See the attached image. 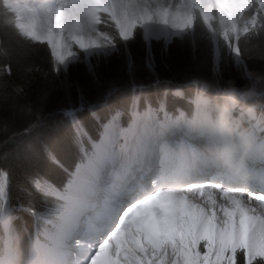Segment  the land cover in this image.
Masks as SVG:
<instances>
[{"label":"trees","instance_id":"trees-1","mask_svg":"<svg viewBox=\"0 0 264 264\" xmlns=\"http://www.w3.org/2000/svg\"><path fill=\"white\" fill-rule=\"evenodd\" d=\"M212 15L207 23L195 8L190 31L145 45L139 29L122 41L102 14L116 53L85 60L78 51V60L63 71L44 43L16 29L13 13L0 0V172L7 177L10 199L38 210L47 206L33 185L37 178L59 183L79 159L71 118L65 115L79 104L87 105L95 121L90 127L98 131L116 111L127 118L126 124L132 105L143 108L161 102L189 114L194 95L205 93L223 105L228 102L227 90L234 88L237 102H228L229 109L237 113L250 109L264 125V0H249L235 17L240 33L230 52L232 35L222 33L228 19L216 6ZM146 55L151 65L145 63ZM178 88L181 97L172 93ZM249 91L253 96L244 98L242 93ZM44 187L42 183L41 191ZM18 218L20 223L13 221L9 230L12 258L14 264H26L37 223L31 217ZM39 227L44 229L42 222ZM39 236L42 239L41 231ZM236 255V264H248L242 250Z\"/></svg>","mask_w":264,"mask_h":264},{"label":"snow or ice","instance_id":"snow-or-ice-1","mask_svg":"<svg viewBox=\"0 0 264 264\" xmlns=\"http://www.w3.org/2000/svg\"><path fill=\"white\" fill-rule=\"evenodd\" d=\"M65 115L71 118L80 157L59 183L36 179L33 189L40 199L48 201L47 206L38 210L34 205L13 202L7 184L0 194V204H3L0 230L9 231L13 221L19 224L18 217L35 219L34 250L42 249L52 256L53 264H59L55 257L65 245L74 222L91 209H99L97 217H101L102 195L116 189L122 172L129 168L135 170L138 160L145 164L156 160L163 175L166 165L195 166L207 159L198 135L203 130L200 122L204 119L198 107L186 115L182 108L177 111L167 103L155 107L149 104L143 113L134 110L126 126L119 123L117 113L98 131L90 127L95 121L89 117L87 105L79 104ZM253 142L257 161L264 168V129L258 135L253 132ZM201 212V206L194 204L187 194L153 191L121 212L105 238L92 250L90 264H167V250L176 255L173 264H179V252L172 241L181 235L186 218L195 220ZM41 222L47 226L43 229V238L48 243L43 246L39 236ZM206 238L209 240L207 251L201 254L196 249L195 252L196 258L204 261L210 259L214 248L211 237ZM241 250L247 254L248 264L257 258L264 259V243L253 245L244 237L223 244L215 259L219 264H236V254Z\"/></svg>","mask_w":264,"mask_h":264},{"label":"bare ground","instance_id":"bare-ground-1","mask_svg":"<svg viewBox=\"0 0 264 264\" xmlns=\"http://www.w3.org/2000/svg\"><path fill=\"white\" fill-rule=\"evenodd\" d=\"M7 2L9 6L19 12L21 18L18 24L22 33L38 40L47 41L54 49L56 61L63 65L69 60L71 61L73 45L77 46L87 57L107 52L108 47L104 38L95 28L90 27L93 23V16L98 11L111 17L124 39L128 38L131 29L136 24L141 25L146 36L170 37L177 35L188 22L190 23L191 18V5L187 0H7ZM197 2L207 17L212 0H197ZM217 2L228 16L233 18L245 7L247 0H217ZM204 107L208 106L204 105ZM207 162V160L201 162V168L192 171L198 175L177 186L168 187L157 180H154L155 184L151 186L142 185L141 191H139L142 194L137 198L132 197L124 203L119 213L113 210L118 207L122 199L118 196L109 213L108 221L116 223L124 209L143 200L146 196H150L153 191L178 192L187 194L190 200L194 204L200 205L202 209L197 219L186 218L180 231L192 234L199 250L204 241L209 243L206 237H211L214 246L210 257L212 261H216L215 256L219 248L230 241H239L244 237L253 245L257 242L264 243V188L261 183L256 181V190L250 192L243 188L244 184H254L247 174L239 181L227 180L224 176L213 178L214 172L203 173ZM139 163L144 167L149 165L141 160ZM140 169L141 167L136 171ZM128 171L129 169L122 172L118 187L123 186L121 185L123 183L137 180V177L132 173L127 177L132 176L134 179L124 180V175ZM131 171L133 170L131 169ZM108 201L109 199L102 195L100 206L104 212ZM225 208H229L231 211L226 212ZM98 211L99 209H91L87 213L97 216ZM76 224L77 221L74 222L71 231ZM88 224L86 226L91 231L90 238L92 239H80L82 241L81 255L75 259L67 260L64 250L61 248L55 257L59 264H90L89 258L92 255V250L101 243L106 234H104L105 229H91L90 227L95 224L91 226ZM174 238L176 242L172 243L175 244L176 251L179 252V263H181V259L184 261V256H181L182 245L177 236ZM7 239L9 241L8 235ZM34 248L35 246L33 247L34 264H53L52 256L46 255L42 249L34 250ZM167 255V264H173L176 255L171 250H167ZM3 259L0 264H11L8 246L4 251Z\"/></svg>","mask_w":264,"mask_h":264},{"label":"rangeland","instance_id":"rangeland-1","mask_svg":"<svg viewBox=\"0 0 264 264\" xmlns=\"http://www.w3.org/2000/svg\"><path fill=\"white\" fill-rule=\"evenodd\" d=\"M213 1L214 0H212V2ZM187 2L191 5V9H192V7H201V6H198L197 0H187ZM101 14H105L108 17V20H110V22L112 23V25H113L114 29L116 30V32H118V34H117L118 37L121 40H125L121 36V34H120L117 26L114 24V22L112 21L111 17L108 14L103 13L102 11H98L93 16V20H92L93 23L91 24L90 27L91 28L92 27L95 28V30L104 38L105 44H107L108 50H107V52L105 54L104 53L93 54V55H90L88 57L85 56L84 53H82L85 60H89L90 58H95V60H97L99 57H103V58L104 57H110V56H112L113 54L116 53V46H115V44L113 42V39H112L111 35L109 34L110 33V31H109L110 26H109V24L107 22L104 21V19L101 16ZM235 16L233 18H230V17L228 18V20H227L228 22H226L227 24L224 26V27H226V29L225 30L223 29V31H222L223 34L229 33V34L232 35V43L230 44L229 52L233 50L232 46L234 47L235 35L237 34V32L240 33L239 28L236 26V23H235ZM209 20H212V16L210 17ZM137 26L141 30V38H142V40H143V34H144V36L146 38L150 39V40L151 39H154V40L158 39V40H160V38H161L162 41H170L173 37H176V36L178 37V36L182 35L184 32L190 31V29L192 28V23H189L188 22L186 24L185 28L180 33H178L177 35L170 36V37L169 36H167V37L166 36L165 37H160V36L150 37V36H146L143 28L141 27V25L140 24H137L135 26V28ZM244 28H246V26L242 27V29H244ZM131 35H132V33H131ZM130 38H131V36H129L126 40H128ZM144 44L146 45V42H144ZM117 51H118V49H117ZM151 60L152 59L150 58V55H146L145 63L147 65H151V63H152ZM172 93H174V95L175 94L176 95H179V94H181V89L180 88L174 89V91ZM201 97L205 101L206 100H209V98L206 95H201ZM230 116H231V113L228 112V117H230ZM118 118H120V117H118ZM251 118H254V115H253V113L250 110H247L245 116H241L240 118L236 117L234 119L239 122V121H246V120L251 119ZM229 123H230V121H229ZM4 177H5V175L0 172V193L1 194L3 193L4 187H5V178ZM188 234L189 233H187L185 231H181V235L177 236L179 238V241H180L181 245H182V250H181V254L182 255L181 256H184V261L181 259L180 260L181 263H179V264H219V262L212 261L211 258L207 262L204 261V260H201V259L196 258L195 252H196V249L199 248V247H197V244H195L194 239H193V235L192 234H189L190 235L189 236ZM172 242L173 243L176 242L175 238L173 239ZM40 244L43 245V243H41V242H40ZM194 245H195V247H194ZM34 246H36V241L34 242L33 247ZM207 246H208V241L207 242H204L203 244H201L200 245V250L198 249L199 253H201V254L205 253L207 251ZM32 253H33V249H32ZM185 257H187V258H185ZM246 257H247V255H246ZM256 260H259V261H261L264 264V259L257 258Z\"/></svg>","mask_w":264,"mask_h":264},{"label":"clouds","instance_id":"clouds-1","mask_svg":"<svg viewBox=\"0 0 264 264\" xmlns=\"http://www.w3.org/2000/svg\"><path fill=\"white\" fill-rule=\"evenodd\" d=\"M226 96L228 102L232 104L237 102V92L234 88L227 90ZM242 96L244 98H248L253 96V93L250 91L244 92L242 93ZM228 102L224 103L221 106L218 114V120L220 123L219 148L224 158L228 162H231L238 157V163L242 165L244 163L245 157L247 156L248 144L243 133H241L240 138L237 139L235 134L233 133V130L229 126L228 112L230 105ZM255 106V104H252L250 107Z\"/></svg>","mask_w":264,"mask_h":264}]
</instances>
